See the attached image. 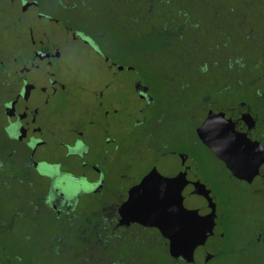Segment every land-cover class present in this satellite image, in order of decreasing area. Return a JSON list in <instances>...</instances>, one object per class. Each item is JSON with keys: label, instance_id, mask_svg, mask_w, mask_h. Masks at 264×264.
I'll return each instance as SVG.
<instances>
[{"label": "flooded vegetation", "instance_id": "obj_1", "mask_svg": "<svg viewBox=\"0 0 264 264\" xmlns=\"http://www.w3.org/2000/svg\"><path fill=\"white\" fill-rule=\"evenodd\" d=\"M93 1L0 0V264H264V221L234 244L213 197L215 207L195 215L206 240L192 262L171 257L167 238L145 224L167 218L170 199L177 189L186 197L193 176L210 193L219 185L217 174L194 160L193 144L209 151L250 195L264 197V162L250 181L235 178L195 132L208 112H222L236 132L264 148V75L252 68L248 99L219 104L240 73L247 75L245 61L237 64L232 52L221 55L219 41L201 48L208 60H163L172 39L183 41L185 32L186 54L193 55L198 26L217 18V0H196L203 13L190 0H155L156 11L133 0L125 20L109 16L107 29L74 24L67 13ZM29 5L35 17L26 14ZM75 38L101 57L103 76L78 75L65 54V43ZM151 54L160 58L154 67L145 64ZM208 66L226 71L192 125L193 114H171L168 106L182 107L193 79L203 78ZM124 70L134 73L131 81L117 75ZM129 84L137 99L130 105L121 97ZM245 113L254 122L250 128ZM167 117L184 121L183 129L161 131ZM77 143L82 147L68 153Z\"/></svg>", "mask_w": 264, "mask_h": 264}, {"label": "rangeland", "instance_id": "obj_2", "mask_svg": "<svg viewBox=\"0 0 264 264\" xmlns=\"http://www.w3.org/2000/svg\"><path fill=\"white\" fill-rule=\"evenodd\" d=\"M132 1L127 0L126 5L118 4L111 6L109 0H94L92 5L84 4L83 6H78L67 14L70 15L69 17L74 24L83 29L89 28V26L93 29H107L106 25L112 22L110 20L111 16L116 15L120 21L122 19L125 20V12L130 7L129 4ZM143 2L147 10L156 11L158 9L155 0H143ZM190 2L191 6L201 13L205 11V9L198 5L196 0H190ZM26 10L27 15L31 14L32 17H35L33 7L29 5ZM215 12H217L215 22L205 21L198 26L197 40L192 44V46L196 47L193 55L186 54V48L189 44V33L185 32V39L183 41L170 38V40L172 39L171 53L165 56L163 60L168 65L176 63L175 60H208L209 58L201 54V48L204 46L212 48L219 41V48L223 50L220 51L221 55L224 52H232L236 57L235 61L237 64L239 58L242 63L245 61V64L253 60L252 67H259L257 74L264 75V0H217ZM148 22L154 24L155 18H151ZM176 28V26L168 28L169 33L173 34ZM106 33L109 35V31ZM112 34H110L109 38H111ZM246 35L247 38H245ZM152 37H154V34ZM126 43L129 48L133 46L130 40H127ZM232 44L235 47H232ZM65 45H67L65 47L66 57L77 67L78 75H91L94 78L103 76L106 73V68L101 57L85 43L75 38L73 42L65 43ZM159 60L160 58L156 54H151L145 59V64L151 63L152 67H154L156 63L158 64ZM160 65V69H162L163 64L160 63ZM246 70L245 73L247 75L240 73L239 82H237L239 84L233 85L230 93L225 98L219 99V104H233L234 100L238 97L248 99L247 96L250 93L248 83L254 75H252V71L247 68ZM191 72H194L193 68H191ZM117 75L122 78L132 79L134 73L124 70L119 71ZM196 75L199 76L200 74ZM203 75H205L203 78H196L197 81L193 79L195 83L190 85L187 90L182 101V107L179 108L174 104L168 106V111L171 114L179 112L182 114L184 112L193 114L192 125L196 123V120L201 115V103L204 102L205 97L212 96L217 88H219L218 83L223 81L217 69L212 70L207 75L206 73ZM122 96L124 99L128 98L129 105L137 100L130 84L122 90ZM178 109L180 110L178 111ZM164 124L166 125L161 128V131L163 129H174L175 126L177 131H179L183 129L184 121L176 122L167 117ZM193 155L194 160L201 165L203 171L215 172L219 177V185L210 194L211 197L215 198L218 206L223 209L224 217L228 218L227 221H224L227 224L229 236L231 239H234L231 241H234L235 244L237 242L236 238L239 237L243 240H248L253 226L258 222L264 221V197L250 195L246 186L231 180L227 173L221 170L217 160L200 145L193 144ZM160 257L161 259H165L164 255Z\"/></svg>", "mask_w": 264, "mask_h": 264}, {"label": "water", "instance_id": "obj_3", "mask_svg": "<svg viewBox=\"0 0 264 264\" xmlns=\"http://www.w3.org/2000/svg\"><path fill=\"white\" fill-rule=\"evenodd\" d=\"M242 120L248 128L253 126L254 122L248 113L242 115ZM195 132L198 139L224 163L233 177L250 181L257 175L259 166L264 162L263 146L247 139L244 133L236 132L232 121L225 118L222 112H208ZM192 186L186 197L184 190L177 189L168 204L167 218L156 217L145 223L157 227L167 238L171 257L182 258L186 262H192L194 249L206 240V235L195 221V215L215 207L210 191L195 176ZM175 211L176 218L171 217ZM209 257L206 254L205 259Z\"/></svg>", "mask_w": 264, "mask_h": 264}, {"label": "trees", "instance_id": "obj_4", "mask_svg": "<svg viewBox=\"0 0 264 264\" xmlns=\"http://www.w3.org/2000/svg\"><path fill=\"white\" fill-rule=\"evenodd\" d=\"M245 38H247V35L245 36ZM252 62H254V61H252ZM251 63H248L246 66H247V69L248 70H252V68L254 69V72H255V74L254 75H258L257 74V70L259 69V67L258 68H256V66L254 67H252V64L250 65ZM218 70L219 71V73H221V71L222 70H225L226 71V67H222V66H218V68H217V66H208L207 67V69H206V75L207 74H209L212 70ZM204 71V70H203ZM205 74V73H204ZM260 75V74H259Z\"/></svg>", "mask_w": 264, "mask_h": 264}, {"label": "snow or ice", "instance_id": "obj_5", "mask_svg": "<svg viewBox=\"0 0 264 264\" xmlns=\"http://www.w3.org/2000/svg\"><path fill=\"white\" fill-rule=\"evenodd\" d=\"M13 127H14V126H13ZM38 143H41V142H38ZM81 147H82V145H80L79 143H77V145H76V149L69 148V149H68V153H72L73 151H76V150H78V149L81 148ZM40 168H41V169L48 168L49 171H52V169L48 167V164H47V163H42V164L40 165ZM41 175H46V173H45V172H41ZM81 183H82V182H81Z\"/></svg>", "mask_w": 264, "mask_h": 264}]
</instances>
